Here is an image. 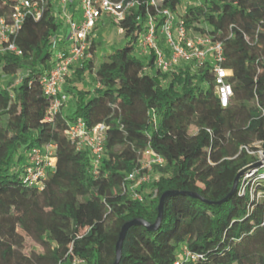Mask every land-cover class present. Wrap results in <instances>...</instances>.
<instances>
[{
  "label": "trees",
  "instance_id": "obj_1",
  "mask_svg": "<svg viewBox=\"0 0 264 264\" xmlns=\"http://www.w3.org/2000/svg\"><path fill=\"white\" fill-rule=\"evenodd\" d=\"M18 1L0 0V16ZM164 4L194 33L223 42L224 66L233 71L227 107L215 93L209 64L182 63L164 72L153 56L140 53L146 20L140 7L114 20L127 42L99 65V41L92 40L93 56L73 65L64 84L71 108L53 121L46 119L50 99L41 75L51 66L52 41L62 26L55 2L48 0L40 19L24 22L14 39L22 54L0 52V264H113L122 225L135 218L153 223L167 190L178 192L166 199L160 227L132 225L118 264H173L183 246L199 255L185 264H264L262 164L248 168L254 173L247 176V169L219 203L237 173L264 150V0ZM19 72L21 82L14 84ZM136 101L143 120L134 117ZM78 118L88 127L108 126L97 173L87 147L66 134ZM46 143L56 144V165L31 184V153ZM147 148L164 163L154 165L159 179L141 186L144 199H134L123 185ZM26 236L42 250L25 253Z\"/></svg>",
  "mask_w": 264,
  "mask_h": 264
},
{
  "label": "built area",
  "instance_id": "obj_2",
  "mask_svg": "<svg viewBox=\"0 0 264 264\" xmlns=\"http://www.w3.org/2000/svg\"><path fill=\"white\" fill-rule=\"evenodd\" d=\"M55 2L57 16L62 27L52 41L51 66L41 75L44 93L50 99L46 119L53 121L69 101V94L64 90L67 77L72 73L73 65L82 63L93 56L90 47L96 26L111 17L116 22L123 20L129 10L140 7L144 9V31L138 38L140 53L153 56L155 66L162 71H170L182 63L209 64L214 72L215 93L220 104L227 107L233 96L230 76L233 71L224 66L226 60L224 44L212 35L196 34L187 27L186 21L178 17L164 0H52ZM200 2L201 0H184ZM48 0H19L8 16H0V52L23 51L14 39L22 29L28 17L40 19ZM121 33L124 28L119 27ZM63 31V32H62ZM164 44L165 46H162ZM21 82V72L17 74L14 84ZM108 126L99 123L88 127L82 118L70 121L66 134L78 148L87 147L91 155L94 171L106 154V131ZM262 152V150H260ZM262 154V153H261ZM262 159V156L260 157ZM56 144L46 143L33 149L27 178L31 184H39L49 169L56 165ZM164 158L151 148L143 152L141 163L126 178L124 191L134 199L142 200L140 192L143 184L150 182V170L155 164H163ZM264 164V163H263ZM262 164V166H263ZM264 167V166H263ZM248 169L247 176L254 173ZM264 177V173L261 174ZM199 255L183 246L173 264H185L196 261Z\"/></svg>",
  "mask_w": 264,
  "mask_h": 264
},
{
  "label": "rangeland",
  "instance_id": "obj_3",
  "mask_svg": "<svg viewBox=\"0 0 264 264\" xmlns=\"http://www.w3.org/2000/svg\"><path fill=\"white\" fill-rule=\"evenodd\" d=\"M181 10L182 7L179 8V11ZM92 38L93 40L99 41V43H97V47L94 50L96 65H99V63L103 61L105 54H108L114 48L124 46L127 42V39L120 32L119 26L114 22V20H109L106 21L105 24L104 23L101 24L100 27L97 30H95V33ZM66 107H69L67 110H70L71 108L68 102H66L65 104V108ZM133 110H134L133 111L134 117L137 118L138 120H143L144 117L142 113L141 104L139 102L136 101L135 105L133 106ZM195 131L196 128L192 127L191 132H195ZM255 145L260 147V144L258 142H256ZM257 155L259 156V158L262 156L260 151L257 153ZM150 174L152 179L150 180L149 183L153 181H157L160 177L159 173L155 170V168H152L150 170ZM20 232L24 233L22 230H20ZM34 248L38 250H42L41 246L38 245L31 237L26 236L24 252L29 254Z\"/></svg>",
  "mask_w": 264,
  "mask_h": 264
},
{
  "label": "water",
  "instance_id": "obj_4",
  "mask_svg": "<svg viewBox=\"0 0 264 264\" xmlns=\"http://www.w3.org/2000/svg\"><path fill=\"white\" fill-rule=\"evenodd\" d=\"M261 153H262V159H259L258 161H256L251 166H248L246 168H243L242 170H240L237 173V175L235 177V180H234V183H233V188H232L231 192L227 195V197H225L223 200L219 201V203L227 200L234 193V191L236 190V187H237L238 180H239L240 176L243 175L244 172L248 168L254 167V166H259V165H261V164L264 163V150H262ZM177 192L178 191L167 190L164 193H162V195L160 196V199H159V203H158V215H157L156 220L153 223H150V222H148V221H146V220H144L142 218H135V219L126 221L122 225V227L120 229V232H119V235H118V239H117L116 245H115L116 259H115V261H114L113 264H118L120 262V260H121L123 242H124V239L126 237V234H127L128 229L132 225H136V224L145 225L151 231H154V230L158 229L160 227V224H161L162 219H163V215H164V205H165L166 199L168 198V196H170V195H172L174 193H177ZM183 193H187V194H189L191 196L198 197V198H200L201 200H203L205 202H209L208 200H206L205 198H203L202 196H200L198 193H195V192H183Z\"/></svg>",
  "mask_w": 264,
  "mask_h": 264
},
{
  "label": "crops",
  "instance_id": "obj_5",
  "mask_svg": "<svg viewBox=\"0 0 264 264\" xmlns=\"http://www.w3.org/2000/svg\"><path fill=\"white\" fill-rule=\"evenodd\" d=\"M103 23H104V22H103V21H101V22L99 23V27H100V25H101V24H103Z\"/></svg>",
  "mask_w": 264,
  "mask_h": 264
}]
</instances>
